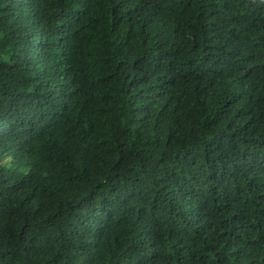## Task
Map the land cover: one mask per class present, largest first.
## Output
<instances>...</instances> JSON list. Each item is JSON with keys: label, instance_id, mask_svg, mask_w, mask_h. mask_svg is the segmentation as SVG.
<instances>
[{"label": "trees", "instance_id": "1", "mask_svg": "<svg viewBox=\"0 0 264 264\" xmlns=\"http://www.w3.org/2000/svg\"><path fill=\"white\" fill-rule=\"evenodd\" d=\"M0 264H264V0H0Z\"/></svg>", "mask_w": 264, "mask_h": 264}]
</instances>
